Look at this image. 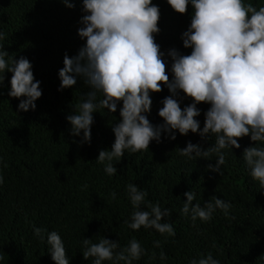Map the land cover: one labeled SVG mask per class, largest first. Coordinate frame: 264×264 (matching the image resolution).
I'll use <instances>...</instances> for the list:
<instances>
[{
	"label": "trees",
	"instance_id": "16d2710c",
	"mask_svg": "<svg viewBox=\"0 0 264 264\" xmlns=\"http://www.w3.org/2000/svg\"><path fill=\"white\" fill-rule=\"evenodd\" d=\"M71 2L75 6L69 9L61 0H0V31L5 33L0 43L10 57L28 59L42 90L36 109L22 112L18 105L26 98L8 96L11 73H5L0 88V174L4 181L0 185V264H55L47 243V233L52 231L61 236L69 264H93L94 258H83L82 240L98 243L102 237L119 242L121 249L135 238L145 254L132 264H190L208 253L220 264H264V188L253 179L243 158L244 149L255 146L250 137L239 139L240 149L222 150V175L208 170L209 164L215 166V153L189 159L178 151L189 141L206 150L214 146L215 136L202 138L192 132L182 136L175 131V140L162 132L161 142L152 140L148 150H125L119 162L113 160L117 173L110 176L104 171L105 164L96 160L101 150H111L115 140L112 128L120 122L122 102L116 113L103 108L93 113L90 143H80L82 133L80 137L71 135L66 118L92 91L82 77H76L73 87L58 90L65 54L74 57L86 44L78 35L85 14L82 0ZM244 2L257 9L264 6V0ZM152 3L160 9L155 42L165 53L171 81L172 61L166 53L172 48L184 55L191 53L183 47L181 37L190 27L193 9L189 4L181 15L167 0ZM161 87V92L150 93L147 117L154 126L164 123L158 112L163 99L171 95L166 86ZM174 98L182 109L193 103L182 92ZM96 99L99 102L102 95L97 93ZM197 108L201 114L195 119L202 131L210 105L200 103ZM130 183L148 193L140 209L150 211L148 202H159L162 210H171L165 221L172 224L175 236L161 235L152 228L128 227L125 221L130 223L136 210L127 192ZM188 191L196 194L193 204L203 207L216 196L232 208L227 215L216 209L209 221H193L191 212L185 215L181 211ZM34 228L47 230L44 239L35 235ZM155 241H160L161 247H154ZM161 251L168 257L164 261L159 258Z\"/></svg>",
	"mask_w": 264,
	"mask_h": 264
},
{
	"label": "clouds",
	"instance_id": "9594fccd",
	"mask_svg": "<svg viewBox=\"0 0 264 264\" xmlns=\"http://www.w3.org/2000/svg\"><path fill=\"white\" fill-rule=\"evenodd\" d=\"M61 2L69 9L75 6L71 0ZM82 3L85 14L78 35L86 40V44L74 57L65 54L64 67L59 71L61 84L58 90L73 87L77 83L76 77H82L92 89L66 118L73 137L83 134L81 144L91 141L93 113L100 108L116 113L117 105L122 102L120 122L112 128L115 140L111 150H101L96 160L105 164L104 171L110 176L115 175L117 169L112 162H119L125 150L132 153L148 150L152 140L161 142L162 132L175 140L174 133L178 131L182 136L189 132L199 133L202 138L208 134L215 136L214 146L206 150L189 141L178 151L179 155L189 159L208 158L215 153V166L209 164L208 170L222 175L221 166L225 164L222 150L240 149L239 139L250 137L255 146L245 148L243 158L251 168L253 179L264 188V146H261L264 144V6L257 9L244 0H167L178 14H185L189 4L193 9L190 27L181 37L183 47L191 49V53L184 55L175 48L166 53L172 61L173 79L170 81L165 53L155 42V34L160 32V9L152 0H82ZM4 39L5 33L0 31V41ZM31 69L28 59L10 57L0 43V88L5 73H11L8 96L26 98L18 105L22 112L34 111L35 102L42 96L41 82L35 81ZM162 85L171 95L163 99V107L158 112L164 123L154 126L147 117L152 105L150 93L161 92ZM178 92L191 98L193 103L182 109L174 98ZM97 93L102 95L99 102ZM200 103L210 105L204 114L202 131L195 119L201 114L197 108ZM3 182L0 174V185ZM127 192L136 209L131 222L125 221L130 229L152 228L161 235L175 236L172 224L165 221V217L171 215L170 209L162 210L159 202H148L150 211L142 210L140 205L145 202L147 191L130 183ZM184 196L186 202L181 211L185 215L191 212L193 221L199 218L206 222L216 209L227 215L232 208L230 203L216 196L203 207L199 203L193 204L196 200L194 191L185 192ZM111 197L115 199L116 193L112 192ZM46 231L34 228L35 235L41 239ZM47 243L55 264H69L64 243L56 231L47 233ZM82 245L83 258H94L93 264L104 261L132 264L145 254L135 238L122 249L119 242L103 237L98 243L83 239ZM154 247H161V242L155 241ZM159 258L164 261L168 257L161 251ZM190 264L220 262L208 253Z\"/></svg>",
	"mask_w": 264,
	"mask_h": 264
}]
</instances>
